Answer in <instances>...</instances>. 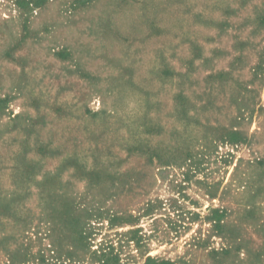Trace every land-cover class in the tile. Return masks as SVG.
Returning <instances> with one entry per match:
<instances>
[{
  "label": "rangeland",
  "instance_id": "obj_1",
  "mask_svg": "<svg viewBox=\"0 0 264 264\" xmlns=\"http://www.w3.org/2000/svg\"><path fill=\"white\" fill-rule=\"evenodd\" d=\"M264 264V0H0V264Z\"/></svg>",
  "mask_w": 264,
  "mask_h": 264
},
{
  "label": "trees",
  "instance_id": "obj_2",
  "mask_svg": "<svg viewBox=\"0 0 264 264\" xmlns=\"http://www.w3.org/2000/svg\"><path fill=\"white\" fill-rule=\"evenodd\" d=\"M153 260L154 262H156V260L154 258H149L148 261ZM164 262H156V264H163Z\"/></svg>",
  "mask_w": 264,
  "mask_h": 264
}]
</instances>
